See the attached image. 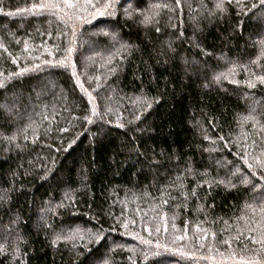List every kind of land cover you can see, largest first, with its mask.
<instances>
[{"label": "trees", "instance_id": "16d2710c", "mask_svg": "<svg viewBox=\"0 0 264 264\" xmlns=\"http://www.w3.org/2000/svg\"><path fill=\"white\" fill-rule=\"evenodd\" d=\"M104 2L0 0V264L264 260V4Z\"/></svg>", "mask_w": 264, "mask_h": 264}, {"label": "snow or ice", "instance_id": "6c2138e0", "mask_svg": "<svg viewBox=\"0 0 264 264\" xmlns=\"http://www.w3.org/2000/svg\"><path fill=\"white\" fill-rule=\"evenodd\" d=\"M63 2L65 4H67L68 7H75L74 4H71V3H68V0H63ZM90 2V0H89ZM177 4L179 3V0H176ZM229 2H231V0H229ZM97 3H99V0H97ZM237 3H239V0H237ZM261 3L264 4V0H261ZM94 7L96 5H93ZM102 7V9L104 11H101L99 14L103 15L105 11H107L109 8H112L114 6V0H105V2L100 5ZM33 8H36V7H39L41 9L43 8H48V7H55V8H59L60 5L57 4V3H49V4H44V3H41L40 5H33L32 6ZM157 7H159V5H157ZM166 7V5H165ZM217 7L218 8H221V10H223V4L222 3H219L217 4ZM18 11H31V9H20ZM150 20V17H147L145 16L144 17V22H148ZM157 32H159V28L156 29ZM183 35V33H181V36ZM169 47H171V45H169ZM217 81H219L220 77L217 76L215 78ZM257 79L261 82V83H264V76H258ZM4 84L3 83H0V87H3ZM250 86L254 87L255 85L254 84H251ZM148 107H151V104H148L147 105ZM85 119H89L88 117H85ZM136 119H139V117L137 116ZM89 122H91L89 120ZM122 127V125H121ZM251 167V166H250ZM223 181H221L222 183ZM207 183V182H206ZM209 187H211V185H209ZM253 187H255L253 185ZM193 195H195V191H193L192 193ZM62 237L60 235H57L56 237V240H60ZM64 239H67L66 237H64ZM249 239L252 241V243H258V244H261L262 247H264V239H253L251 237H249ZM56 240L53 241V243H56ZM244 264H264V260H260V259H253V260H250V261H245Z\"/></svg>", "mask_w": 264, "mask_h": 264}]
</instances>
